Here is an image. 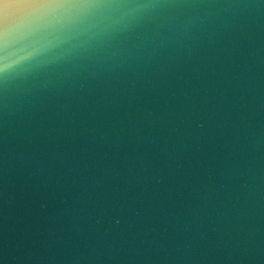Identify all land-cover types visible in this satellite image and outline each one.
I'll use <instances>...</instances> for the list:
<instances>
[{"label": "water", "instance_id": "water-1", "mask_svg": "<svg viewBox=\"0 0 264 264\" xmlns=\"http://www.w3.org/2000/svg\"><path fill=\"white\" fill-rule=\"evenodd\" d=\"M0 264H264V0H0Z\"/></svg>", "mask_w": 264, "mask_h": 264}]
</instances>
